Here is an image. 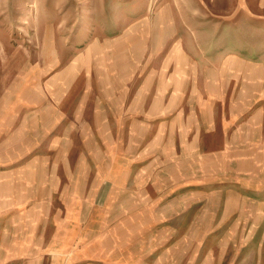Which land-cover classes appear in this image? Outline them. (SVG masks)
Returning a JSON list of instances; mask_svg holds the SVG:
<instances>
[{
	"label": "rangeland",
	"instance_id": "1",
	"mask_svg": "<svg viewBox=\"0 0 264 264\" xmlns=\"http://www.w3.org/2000/svg\"><path fill=\"white\" fill-rule=\"evenodd\" d=\"M29 211L0 264H264V0H0V257Z\"/></svg>",
	"mask_w": 264,
	"mask_h": 264
},
{
	"label": "crops",
	"instance_id": "2",
	"mask_svg": "<svg viewBox=\"0 0 264 264\" xmlns=\"http://www.w3.org/2000/svg\"><path fill=\"white\" fill-rule=\"evenodd\" d=\"M31 211L23 213L21 215H16L14 219L11 220L12 226L14 228L9 230V235L7 236L9 240L4 241L5 245L1 252V259L4 257L5 253L8 254L9 258L19 259L25 256L29 252L31 247V229L30 223L32 219H29Z\"/></svg>",
	"mask_w": 264,
	"mask_h": 264
},
{
	"label": "built area",
	"instance_id": "3",
	"mask_svg": "<svg viewBox=\"0 0 264 264\" xmlns=\"http://www.w3.org/2000/svg\"><path fill=\"white\" fill-rule=\"evenodd\" d=\"M6 264H13V263H6Z\"/></svg>",
	"mask_w": 264,
	"mask_h": 264
},
{
	"label": "bare ground",
	"instance_id": "4",
	"mask_svg": "<svg viewBox=\"0 0 264 264\" xmlns=\"http://www.w3.org/2000/svg\"><path fill=\"white\" fill-rule=\"evenodd\" d=\"M24 24H27V23H24ZM87 247H88V246H87ZM87 247H86V248H87ZM92 249H93V248H92Z\"/></svg>",
	"mask_w": 264,
	"mask_h": 264
}]
</instances>
